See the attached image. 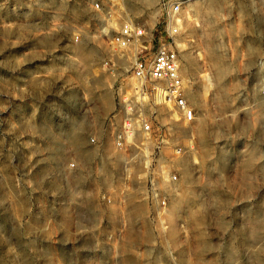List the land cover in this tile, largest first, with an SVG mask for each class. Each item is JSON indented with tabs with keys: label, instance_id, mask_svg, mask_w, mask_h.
<instances>
[{
	"label": "rangeland",
	"instance_id": "rangeland-1",
	"mask_svg": "<svg viewBox=\"0 0 264 264\" xmlns=\"http://www.w3.org/2000/svg\"><path fill=\"white\" fill-rule=\"evenodd\" d=\"M162 1L0 0V264H264V0L183 4L179 54L195 67L182 76L196 116L160 105L156 121L189 148L120 150L121 83L136 81L128 57L117 73L104 66L109 38L128 19L156 30ZM205 73L216 80L208 92Z\"/></svg>",
	"mask_w": 264,
	"mask_h": 264
},
{
	"label": "built area",
	"instance_id": "built-area-1",
	"mask_svg": "<svg viewBox=\"0 0 264 264\" xmlns=\"http://www.w3.org/2000/svg\"><path fill=\"white\" fill-rule=\"evenodd\" d=\"M187 1L163 0L160 6L162 21L156 30L128 19L109 38L113 54L105 59L104 66L117 73L120 61L128 57L131 61L129 71L136 81V85L129 86L121 83L123 121L115 133L116 146L120 150L137 147L152 155L157 149L162 153L165 148L172 147L175 155H182L189 148V145L172 141L170 129L156 121V108L160 105L175 111L188 123L194 121L196 116L185 95L179 54L182 9ZM95 7L99 8L100 4L96 3ZM79 38L77 34L75 39L78 41ZM162 173L171 181L178 179L166 168L162 169ZM150 192L161 212L165 208L166 198L154 186Z\"/></svg>",
	"mask_w": 264,
	"mask_h": 264
},
{
	"label": "bare ground",
	"instance_id": "bare-ground-1",
	"mask_svg": "<svg viewBox=\"0 0 264 264\" xmlns=\"http://www.w3.org/2000/svg\"><path fill=\"white\" fill-rule=\"evenodd\" d=\"M216 1L213 2V4L215 3ZM211 8V7H210ZM187 9V8H186ZM189 10V9H188ZM201 12V9H197V11ZM190 11V10H189ZM189 11L186 13V17H191ZM211 11V10H210ZM192 12V11H191ZM204 12H209V8L207 10H205ZM205 15V14H204ZM207 15V14H206ZM206 17V16H205ZM110 20V19H109ZM108 20V21H109ZM190 20V19H188ZM110 24H114L115 25V20L114 21H109ZM110 26V25H109ZM96 50V49H95ZM89 54L92 56L95 51L94 50H89L88 51ZM99 52V51H98ZM206 55H207V58L209 60V62H211V65L214 67V70H215V77H216V80L219 81V84L220 85H223L224 84V77L227 73V66L222 58V54H221V50L216 47L215 45H210L208 47V51H206ZM186 56V55H185ZM187 58V64L184 65V67L181 68V73L182 75H186V73H193L194 72V66H193V61L189 58V55L186 57ZM183 69V70H182ZM229 69V68H228ZM231 71V70H230ZM187 76V75H186ZM229 76V75H228ZM205 78H206V81H205V84H204V87H205V91L208 92L210 87H212V85L214 84L213 82L216 81L214 80L213 81V77L211 76L210 73H205ZM186 82V81H185ZM234 83V82H233ZM231 84V83H230ZM234 85V84H233ZM190 86V85H188ZM218 88V87H217ZM219 89V88H218ZM234 89V88H233ZM192 91V90H191ZM231 91V90H230ZM229 91V92H230ZM189 92H190V89H189ZM220 92V91H219ZM194 94V92H192ZM221 93V92H220ZM207 95V93H206ZM197 97V96H196ZM195 97V98H196ZM190 100V99H189ZM107 101H109V98H107ZM112 101V100H111ZM108 104V103H107ZM105 107L107 108V105H105ZM262 117V116H261ZM259 119V118H258ZM264 120V117L263 119ZM79 130V129H78ZM201 135H204L203 131H201ZM205 136H203L204 138ZM73 139L74 141H81V138H80V135L77 134V133H74L73 135ZM259 155V154H258ZM252 156V155H251ZM211 157V156H210ZM213 157V156H212ZM254 157V156H253ZM252 158V157H251ZM254 159V158H253ZM256 161H257V158L255 157ZM181 160V159H180ZM254 161V160H253ZM249 162V161H248ZM179 164V163H178ZM250 164V162H249ZM255 164V163H254ZM253 164V166H254ZM264 170V169H263ZM188 172V171H187ZM247 175V174H246ZM185 186V185H184ZM167 187V186H166ZM172 187V186H171ZM169 189V188H168ZM171 189V188H170ZM172 190V189H171ZM174 193L176 190H174ZM171 192V191H170ZM179 195V193H177ZM178 197V196H177ZM177 199V198H176ZM181 208V201L180 200H176L175 202H173L171 204V206L169 207V209L165 210L166 214L164 216V220L166 219V221L168 220L169 222H173L175 220V217H176V213L179 211V209ZM140 209H143V207H140ZM166 209V208H165ZM164 211L162 210L161 212H159L160 214L163 213ZM180 213V212H179ZM162 215V214H161ZM164 225H166V222H164ZM165 228H168L167 226H165ZM171 230V233L173 232L172 228L174 229V227L171 225L169 227Z\"/></svg>",
	"mask_w": 264,
	"mask_h": 264
}]
</instances>
